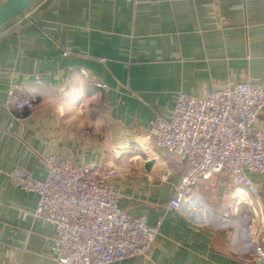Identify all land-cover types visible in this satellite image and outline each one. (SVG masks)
<instances>
[{"label":"crops","instance_id":"0c3cea01","mask_svg":"<svg viewBox=\"0 0 264 264\" xmlns=\"http://www.w3.org/2000/svg\"><path fill=\"white\" fill-rule=\"evenodd\" d=\"M238 83L264 87V0H35L2 25L0 264H55L54 226L33 216L37 195L8 177L19 167L44 180L49 155L113 171L105 182L119 207L160 223L144 256L115 264H242L255 245L242 240L249 225L232 211L226 174L170 209L182 168L146 139L178 93ZM10 90L34 101L30 116L7 106ZM247 176L264 211V175Z\"/></svg>","mask_w":264,"mask_h":264},{"label":"built area","instance_id":"2783aa9c","mask_svg":"<svg viewBox=\"0 0 264 264\" xmlns=\"http://www.w3.org/2000/svg\"><path fill=\"white\" fill-rule=\"evenodd\" d=\"M6 104L28 116L34 109L32 99L14 90ZM263 111L264 87L250 83L217 86L202 97L180 92L170 117L153 119L146 136L182 168L170 209L188 204L200 182L226 174L232 211L249 225L242 229V240L255 245L237 256L242 264H264V211L258 188L247 176L264 175V131L257 130ZM43 162L44 180L19 167L8 177L14 187L37 195L33 216L54 226L59 244L55 264H115L149 251L160 223L151 226L146 216L132 217L119 207L120 194L105 182L113 171L98 172L55 155ZM223 218L228 221L229 215Z\"/></svg>","mask_w":264,"mask_h":264},{"label":"water","instance_id":"95a60500","mask_svg":"<svg viewBox=\"0 0 264 264\" xmlns=\"http://www.w3.org/2000/svg\"><path fill=\"white\" fill-rule=\"evenodd\" d=\"M34 1L35 0H6L0 4V27L24 12ZM152 165L153 161L146 162L145 169L149 170Z\"/></svg>","mask_w":264,"mask_h":264},{"label":"clouds","instance_id":"9594fccd","mask_svg":"<svg viewBox=\"0 0 264 264\" xmlns=\"http://www.w3.org/2000/svg\"><path fill=\"white\" fill-rule=\"evenodd\" d=\"M61 111L63 112V109H61ZM83 115V112H77L76 115L72 116V120H78L81 116ZM87 121H81V125H83V123H86Z\"/></svg>","mask_w":264,"mask_h":264}]
</instances>
